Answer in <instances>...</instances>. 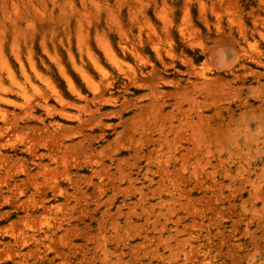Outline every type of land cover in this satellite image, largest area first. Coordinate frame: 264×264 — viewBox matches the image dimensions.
Segmentation results:
<instances>
[{
    "label": "clouds",
    "instance_id": "1",
    "mask_svg": "<svg viewBox=\"0 0 264 264\" xmlns=\"http://www.w3.org/2000/svg\"><path fill=\"white\" fill-rule=\"evenodd\" d=\"M0 264H264V0H0Z\"/></svg>",
    "mask_w": 264,
    "mask_h": 264
}]
</instances>
